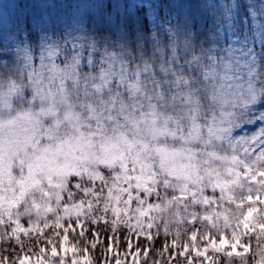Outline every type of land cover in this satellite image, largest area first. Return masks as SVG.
Returning a JSON list of instances; mask_svg holds the SVG:
<instances>
[{"label":"snow or ice","instance_id":"6c2138e0","mask_svg":"<svg viewBox=\"0 0 264 264\" xmlns=\"http://www.w3.org/2000/svg\"><path fill=\"white\" fill-rule=\"evenodd\" d=\"M262 196L264 0H0V243L264 264Z\"/></svg>","mask_w":264,"mask_h":264},{"label":"rangeland","instance_id":"374dc122","mask_svg":"<svg viewBox=\"0 0 264 264\" xmlns=\"http://www.w3.org/2000/svg\"><path fill=\"white\" fill-rule=\"evenodd\" d=\"M264 199V196L261 197ZM228 205H224V207H227ZM234 206V205H233ZM257 215V214H254ZM260 217V216H259ZM257 215V219L260 220ZM261 221V220H260ZM264 222V221H261ZM47 236H52L53 231L52 230H45ZM243 231V229H241ZM79 232V229H77V233ZM63 235V233H61ZM104 237V233L101 232V238ZM86 239L88 241L92 240L91 234H88ZM31 243L28 242V239H25L24 242V247L25 251L23 253L20 252V250L17 252L18 255H26L30 258V264H36V257L39 255V247H45L47 249V257L46 259V264H59V259L58 258H52L51 257V245H48L45 243L44 240H41L38 242L37 246V241L33 242L30 241ZM53 243L56 244L57 246V252H58V257L59 256H64L65 257V264H72L73 260H78L81 262V264H87V261H91V264H115V259L119 258L122 262L126 261L127 264H133V257L131 255H125L126 251V245L124 243L120 244L119 249L117 250L115 247L113 248L112 252H107V241L103 244H99L95 250H93L90 246L88 249L87 256L85 257L82 249L85 247L84 240L81 239V237L77 235H72L69 234L68 240L65 242V248H72L76 247L78 251L75 255H73L72 252H67L65 253L61 249H59L58 242L56 239L53 240ZM143 241L141 242L142 246ZM32 248L33 251L28 252L27 249ZM239 251H242V249H239ZM208 255H212L211 252L208 253ZM1 253H0V258H1ZM141 264L144 261L143 256L141 255L140 257L137 258ZM8 264H12V261L8 262Z\"/></svg>","mask_w":264,"mask_h":264},{"label":"trees","instance_id":"16d2710c","mask_svg":"<svg viewBox=\"0 0 264 264\" xmlns=\"http://www.w3.org/2000/svg\"><path fill=\"white\" fill-rule=\"evenodd\" d=\"M226 209L229 208V206L225 207ZM258 210H264V205H257ZM230 211H235V206H231L229 209ZM260 216V217H259ZM259 219L261 221H264V211H262L261 215H258ZM104 233V232H103ZM110 234V233H109ZM105 236V233H104ZM171 239V238H169ZM30 241L35 242V240L28 239V242L31 243ZM164 242V237L161 235V237L156 241L155 247L152 248V251L149 253L147 261H143L142 264H153V261H159L160 264H169V255L170 253H165L162 256L157 254V249L161 247V245ZM245 243H248L247 238L244 240ZM261 244H264V240H261ZM19 251V247H16V250L13 251V244L11 243H0V253L1 256H8L10 257L9 261H12L11 258L17 257V252ZM258 248H257V238L254 236L252 237L251 240V254L248 255L247 257V264H254L256 260L259 259V256H257ZM216 254L212 253V256H215ZM1 257V258H2ZM223 259V257H222ZM173 264H186V261L182 257H178L173 261ZM199 264V262H198ZM206 264H211V261L206 262ZM232 264H240L239 259L233 260Z\"/></svg>","mask_w":264,"mask_h":264}]
</instances>
